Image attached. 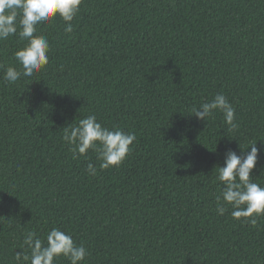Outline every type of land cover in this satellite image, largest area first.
<instances>
[{"label": "trees", "instance_id": "16d2710c", "mask_svg": "<svg viewBox=\"0 0 264 264\" xmlns=\"http://www.w3.org/2000/svg\"><path fill=\"white\" fill-rule=\"evenodd\" d=\"M71 24L37 26L49 64L15 83L4 73L27 42L0 41V264L52 228L83 243L82 264H262L264 216H221L216 197L227 148L257 142L264 186V0H83ZM218 93L238 128L191 111ZM89 115L135 133L119 167L73 158L65 128Z\"/></svg>", "mask_w": 264, "mask_h": 264}, {"label": "clouds", "instance_id": "9594fccd", "mask_svg": "<svg viewBox=\"0 0 264 264\" xmlns=\"http://www.w3.org/2000/svg\"><path fill=\"white\" fill-rule=\"evenodd\" d=\"M83 0H0V41L10 36L19 35L25 46L14 53L15 59L21 65L17 70L8 66L4 73V81L17 82L22 76L32 77L40 73L49 64L50 43L43 35H38L37 26L41 22H49L59 16L66 22L65 32L71 33V21L80 11ZM191 111L201 121L208 120L216 111L224 115L225 122L231 129L238 128L235 122L234 106L227 97L218 93L210 101H205ZM63 139L70 146L69 150L74 159L86 155L89 150L98 153L100 169L119 167L131 154L136 140L135 133L125 132L119 126L109 128L97 121L95 115L82 118L77 124L65 128ZM256 143H251L250 151L238 155L231 148L225 151V164L218 166V180L224 185L220 195L216 197V211L223 216L230 204V215L236 219L243 218L244 223L252 226L257 224V218L264 216V186L253 182L252 172L256 168L260 149ZM217 170V168L215 169ZM91 176L97 174V168L92 163L87 165ZM24 245L30 250L26 253H15L17 264H56L60 257L67 258L70 264H82L88 255L83 243H77L74 237L59 228H52L46 241L38 238L34 231L28 232ZM264 264V257H261Z\"/></svg>", "mask_w": 264, "mask_h": 264}]
</instances>
